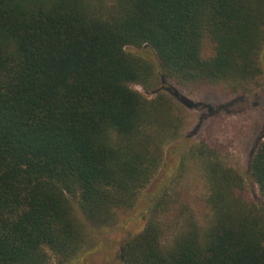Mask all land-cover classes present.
<instances>
[{
	"label": "trees",
	"instance_id": "16d2710c",
	"mask_svg": "<svg viewBox=\"0 0 264 264\" xmlns=\"http://www.w3.org/2000/svg\"><path fill=\"white\" fill-rule=\"evenodd\" d=\"M263 51L264 0H0V264H91L85 221L132 206L181 126L175 91L133 85H244ZM203 159L206 230L163 245L150 219L122 243L123 264H264V141L249 163L258 206L236 170Z\"/></svg>",
	"mask_w": 264,
	"mask_h": 264
},
{
	"label": "rangeland",
	"instance_id": "374dc122",
	"mask_svg": "<svg viewBox=\"0 0 264 264\" xmlns=\"http://www.w3.org/2000/svg\"><path fill=\"white\" fill-rule=\"evenodd\" d=\"M88 1L94 10L111 2ZM126 49L132 53L141 50L133 46ZM146 52L155 57L152 50ZM201 54H213L208 37L203 38ZM261 55L264 60V51ZM133 86L147 97L159 91L168 93V87L175 91L178 98L173 97V108L181 117V126L178 135L164 143L157 171L132 206L119 210L108 225L85 221L86 241L79 259L91 264H123L122 243L140 232L150 219L159 224L163 245L180 233L202 234L213 218L203 158L219 160L236 170L244 179L239 192L245 203L260 204V191L250 176L249 163L264 141V63L256 78L244 85H181L156 80ZM49 264L57 263L52 260Z\"/></svg>",
	"mask_w": 264,
	"mask_h": 264
}]
</instances>
